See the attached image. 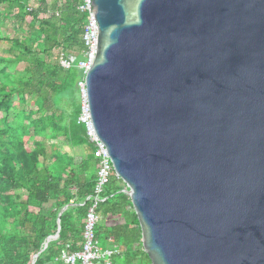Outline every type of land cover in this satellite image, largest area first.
I'll list each match as a JSON object with an SVG mask.
<instances>
[{"label":"water","instance_id":"obj_1","mask_svg":"<svg viewBox=\"0 0 264 264\" xmlns=\"http://www.w3.org/2000/svg\"><path fill=\"white\" fill-rule=\"evenodd\" d=\"M91 5L84 94L150 264H264V0Z\"/></svg>","mask_w":264,"mask_h":264},{"label":"trees","instance_id":"obj_2","mask_svg":"<svg viewBox=\"0 0 264 264\" xmlns=\"http://www.w3.org/2000/svg\"><path fill=\"white\" fill-rule=\"evenodd\" d=\"M38 2L42 5L34 6V256L42 251L34 264H61L66 246L75 251L83 243L98 167L94 145L77 122L78 82L84 76L77 64L85 50L87 11L78 8L82 0H63L59 6L57 0L50 5ZM10 17L17 31L2 36L3 21ZM0 41L9 42L5 54L0 53V264H32L33 5L29 0H0ZM54 48L64 57L74 56L68 68L51 60ZM19 63H24L22 70L15 69ZM60 137L71 152L60 149ZM122 188V181L113 175L104 186L96 237L104 238L106 247L119 249L113 264H150ZM58 226V238L43 249Z\"/></svg>","mask_w":264,"mask_h":264},{"label":"built area","instance_id":"obj_3","mask_svg":"<svg viewBox=\"0 0 264 264\" xmlns=\"http://www.w3.org/2000/svg\"><path fill=\"white\" fill-rule=\"evenodd\" d=\"M78 7L81 11H87L86 23L82 34V41L85 46L83 59L78 61V68L85 74L93 61L96 52L97 25L93 18L91 0H82ZM62 66L68 68L74 61V56H62ZM80 93V107L77 122L84 126L85 136L94 145L93 158L97 161L96 182L93 193L90 196L91 203L87 208L84 218L83 243L81 248L75 251L68 250L67 246L60 254L61 264H113V256L119 252L115 246L113 248L102 247L97 240L95 228L100 220L97 207L102 199L104 186L110 177L116 176L113 166L104 144L97 138L84 94L83 79L78 83ZM118 178V177H117Z\"/></svg>","mask_w":264,"mask_h":264},{"label":"rangeland","instance_id":"obj_4","mask_svg":"<svg viewBox=\"0 0 264 264\" xmlns=\"http://www.w3.org/2000/svg\"><path fill=\"white\" fill-rule=\"evenodd\" d=\"M54 0H46V2L48 3V5H50ZM63 0H57V6H59L62 3ZM29 3L31 5H33V0H29ZM38 5H42L40 2H38V0H34V6H38ZM49 14H51V11L47 12V14H39V17L42 16H48ZM29 18L27 17L26 20H28ZM4 22V26L1 29V33L2 36L5 35H12L14 31L16 30V22L13 18H6ZM5 46V47H4ZM9 47V42L7 41H0V53L2 52L3 54H5V51L7 50V48ZM62 54H61V50L59 48H54L52 49V57L51 60L52 61H57L58 64H62ZM24 66V63H19L15 66V69H19L22 70ZM62 66V65H61ZM63 67V66H62ZM80 82V81H79ZM78 82V83H79ZM80 94V93H79ZM80 97V96H79ZM79 104H80V99H79ZM2 116V114L0 113V117ZM59 142H58V146L60 147L61 150L63 151H68L71 152V150L66 146L65 141L61 140V137L59 138ZM100 242V241H99ZM102 243V242H101ZM101 243H99L101 245Z\"/></svg>","mask_w":264,"mask_h":264},{"label":"crops","instance_id":"obj_5","mask_svg":"<svg viewBox=\"0 0 264 264\" xmlns=\"http://www.w3.org/2000/svg\"><path fill=\"white\" fill-rule=\"evenodd\" d=\"M123 188H124V184H123ZM123 188H122V189H123ZM132 210H133V209H132ZM57 238H58V237H57ZM57 238H56V239H57ZM97 240L100 241L99 243L102 242V243H101V246H102V247H106V246L108 245V243H107V242L104 240V238H102L100 235L97 237ZM50 241H51V240H50ZM64 249H65V248H64ZM64 249H63V250H64Z\"/></svg>","mask_w":264,"mask_h":264},{"label":"bare ground","instance_id":"obj_6","mask_svg":"<svg viewBox=\"0 0 264 264\" xmlns=\"http://www.w3.org/2000/svg\"><path fill=\"white\" fill-rule=\"evenodd\" d=\"M4 9V8H3ZM5 15H6V12H5ZM20 22V21H19ZM3 23V22H2ZM14 34V33H13ZM3 39V38H2ZM5 47V46H4ZM39 140V139H38ZM4 240V239H3ZM6 245V244H5Z\"/></svg>","mask_w":264,"mask_h":264},{"label":"clouds","instance_id":"obj_7","mask_svg":"<svg viewBox=\"0 0 264 264\" xmlns=\"http://www.w3.org/2000/svg\"><path fill=\"white\" fill-rule=\"evenodd\" d=\"M83 78H84V76H83Z\"/></svg>","mask_w":264,"mask_h":264}]
</instances>
